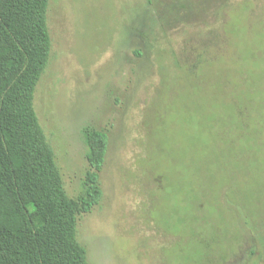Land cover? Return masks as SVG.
<instances>
[{"label": "rangeland", "instance_id": "obj_1", "mask_svg": "<svg viewBox=\"0 0 264 264\" xmlns=\"http://www.w3.org/2000/svg\"><path fill=\"white\" fill-rule=\"evenodd\" d=\"M46 27L33 108L69 199L83 130L108 136L77 223L88 264H218L237 232L224 264H246L252 234L264 246V0H48Z\"/></svg>", "mask_w": 264, "mask_h": 264}, {"label": "trees", "instance_id": "obj_2", "mask_svg": "<svg viewBox=\"0 0 264 264\" xmlns=\"http://www.w3.org/2000/svg\"><path fill=\"white\" fill-rule=\"evenodd\" d=\"M47 6L48 0H0V264H88L86 249L76 240L77 223L103 195L99 173L107 134L83 130L89 169L83 193L73 201L63 191L33 108L34 90L50 53ZM235 204L249 219V203L237 199ZM204 223L202 231L195 227L189 235L196 240L200 233L203 239L209 236L212 228L207 219ZM252 236L254 249L246 264L264 263L262 240ZM236 239L233 250L218 249V264L240 244L239 232Z\"/></svg>", "mask_w": 264, "mask_h": 264}]
</instances>
